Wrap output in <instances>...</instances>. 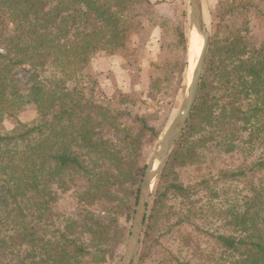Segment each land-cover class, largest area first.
<instances>
[{"label": "trees", "instance_id": "trees-1", "mask_svg": "<svg viewBox=\"0 0 264 264\" xmlns=\"http://www.w3.org/2000/svg\"><path fill=\"white\" fill-rule=\"evenodd\" d=\"M262 2L232 0L219 12L197 99L147 205L142 253L132 264H145L175 228L207 238L205 264H264V42L250 26ZM157 5L0 0V264L115 263L129 235L122 219L134 211L144 174L142 148L159 136L147 118L97 104L68 81L94 61L123 58L147 23L162 38L173 31L182 46L177 58L153 65L158 73L147 86L176 101L186 88L187 11L179 0L165 17ZM26 105L36 120L6 130ZM231 155L242 162L235 170L184 178ZM78 180V212L66 216L57 206Z\"/></svg>", "mask_w": 264, "mask_h": 264}, {"label": "rangeland", "instance_id": "rangeland-1", "mask_svg": "<svg viewBox=\"0 0 264 264\" xmlns=\"http://www.w3.org/2000/svg\"><path fill=\"white\" fill-rule=\"evenodd\" d=\"M168 1L170 3L166 5L167 7H162L163 10H160L159 12L157 11L158 13L164 14L165 16H172L173 8H175V4L176 2L178 3L179 0ZM180 1H184V7L187 11L188 26L181 27L187 38V54L185 55V60L188 63L186 75L187 88L191 76L190 74L193 71L192 67H195L202 45L199 49V53L195 55L193 52L194 32L189 25V1ZM200 1L204 23L211 36L213 27L219 21V12L232 0ZM152 2H159V0H152ZM163 2L167 1L163 0ZM250 21L251 31L258 44L264 42V2L260 3L258 13L250 14ZM142 22L146 23L144 21ZM239 25L240 23H238V26ZM145 26L146 27L144 28H137V31L130 36L127 45L128 48L125 54H123V58L118 56L111 59L113 62L111 72L109 71L108 73L103 72L99 74L94 68L88 65L84 71L85 73L75 78V80L71 78L68 81V86H79V88L85 93L87 99L93 100L95 103L105 107H109L111 110L129 113V116L137 115L139 117L147 118L150 125L157 131L159 138L153 140L148 139L149 141H146L142 148L140 165L146 169V166L152 154L157 149L162 136L170 126L182 105L186 88L176 101L169 100V98H164L162 96H156L149 92L147 87L148 79L150 78V75L154 76L158 73L153 65L158 62L162 64L165 60L171 58H177L178 55L182 53L180 51L182 46L177 44V36L173 31L167 30L165 37L162 38V36L158 34L159 31H157L156 28L151 27V25L147 23ZM196 37L198 38L197 35ZM198 39V42H200V38ZM19 78L22 80V85L25 86L26 75L20 73ZM35 120L36 114L33 106L26 105L22 109L15 111L12 117L4 122V128L10 130L17 123L32 124ZM123 121L130 122L131 119L126 116ZM241 164L242 162L238 155L221 158L212 157L203 169L198 172H186L184 173V178L188 181H195L201 176H207L209 180L215 179L222 171L235 170ZM158 178L152 189L148 205L152 200ZM140 184L137 186L138 195ZM83 187L84 182L78 180L77 187L70 193L62 196L58 203L57 210L66 216H75L78 212V208L76 205V197L74 196L77 192H81ZM137 187L134 188L135 191L137 190ZM136 205L137 202L134 205V211L130 217L122 219L123 224L126 226V229H128L129 235L126 243L119 248L114 264H120L123 257L130 236ZM95 214L104 218V215L99 209H95ZM208 245L207 238L198 237L187 230L175 228L161 241V246L149 254L145 259V264H162L164 261L170 262L169 264H174L171 260L175 259L179 261H188L191 262V264H205V251ZM141 253L142 247L140 246L135 258L140 256Z\"/></svg>", "mask_w": 264, "mask_h": 264}, {"label": "water", "instance_id": "water-1", "mask_svg": "<svg viewBox=\"0 0 264 264\" xmlns=\"http://www.w3.org/2000/svg\"><path fill=\"white\" fill-rule=\"evenodd\" d=\"M188 1L189 25L192 31H195L197 36L202 39L201 52L195 64L193 73L189 79V83L186 88L185 97L182 102V105L178 113L175 115L170 126L162 136L157 149L152 154L146 166L139 188L138 201L135 208V214L133 218L130 236L126 244L120 264H132L134 261L135 255L140 245V240L144 228V220L147 211V205L151 197L152 189L174 144L181 137L186 123L189 119L191 110L197 99L199 84L201 81L205 58L209 46L210 34L204 23L201 1ZM155 163H157L158 165L154 169L153 167Z\"/></svg>", "mask_w": 264, "mask_h": 264}, {"label": "crops", "instance_id": "crops-1", "mask_svg": "<svg viewBox=\"0 0 264 264\" xmlns=\"http://www.w3.org/2000/svg\"><path fill=\"white\" fill-rule=\"evenodd\" d=\"M165 1L167 2H163V0H159L158 5L156 6V10L158 12L160 10H163L162 7H167L166 5L170 3L168 0H165ZM162 15L165 16L164 14ZM165 17H170V16H165ZM158 34L160 35L159 32ZM112 63L113 62L110 58L99 59L97 61L92 62V68H94V70L99 74L103 72L108 73L109 71L111 72L112 70Z\"/></svg>", "mask_w": 264, "mask_h": 264}, {"label": "bare ground", "instance_id": "bare-ground-1", "mask_svg": "<svg viewBox=\"0 0 264 264\" xmlns=\"http://www.w3.org/2000/svg\"><path fill=\"white\" fill-rule=\"evenodd\" d=\"M193 32H194V35H193V45H194V46H193V52H194L195 55H197V54L199 53V49H200V47H201V45H202V39L200 38V42H198V40H199L198 38H199V37L197 38V37H196V35H197L196 32H195V31H193ZM195 34H196V35H195ZM195 38H196V39H195ZM197 39H198V40H197ZM196 41H197V42H196ZM192 69L194 70L193 67H192ZM192 73H193V71H192ZM192 73H191L190 75H192ZM190 77H191V76H190ZM157 165H158V164L155 163L153 168L155 169V168L157 167Z\"/></svg>", "mask_w": 264, "mask_h": 264}]
</instances>
